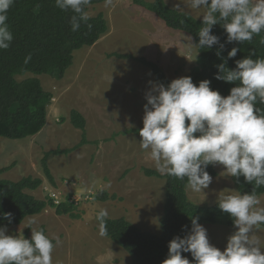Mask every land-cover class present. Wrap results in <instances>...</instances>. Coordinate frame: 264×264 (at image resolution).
<instances>
[{
    "label": "rangeland",
    "instance_id": "obj_1",
    "mask_svg": "<svg viewBox=\"0 0 264 264\" xmlns=\"http://www.w3.org/2000/svg\"><path fill=\"white\" fill-rule=\"evenodd\" d=\"M166 2L202 20L201 13L187 7V0ZM88 13L89 17L104 14L109 31L93 47L76 51L74 63L64 76L57 72L53 76L29 73L16 77L19 82L37 77L44 89L53 94L44 134L27 140L0 137V170L12 166L0 177L12 181L27 176L42 179L43 185L29 193L41 200L53 199L52 194L56 193L58 198L54 199L76 203L80 219L59 216L55 209L48 208L10 227L8 234L31 237L32 228L45 226L48 236H58L62 241L53 253V264H132L123 248L98 235L95 217L101 208H106L111 219L125 218L144 232L161 233L166 180L144 174V168L156 170L155 163L141 150L140 136L126 133L143 127L145 93L149 90V81L156 80L149 69L134 60L110 55L145 57L159 64L174 80L185 77L198 66L199 54L198 49L186 47L190 35L167 28L163 21L136 6L133 0H114L109 7L97 4ZM74 109L87 121L88 144L69 155L49 158L54 186L44 175L41 162L45 152L69 149L81 142L82 131L69 121ZM215 169L217 176L208 189L201 193L187 190L189 200L195 205L211 207L217 204L220 192L237 191L223 167L217 165ZM109 183L111 187H107ZM101 191L115 195L117 200H94ZM259 198L264 206V195ZM196 216L207 229L210 242L223 250L234 227L222 222L209 223L203 214ZM30 218H35L37 223L30 224ZM258 235L264 238V229Z\"/></svg>",
    "mask_w": 264,
    "mask_h": 264
},
{
    "label": "clouds",
    "instance_id": "obj_2",
    "mask_svg": "<svg viewBox=\"0 0 264 264\" xmlns=\"http://www.w3.org/2000/svg\"><path fill=\"white\" fill-rule=\"evenodd\" d=\"M114 0H104V6ZM15 0H0V50H7L14 39L8 24V12ZM64 12H71V31L87 24L86 10L91 0H55ZM187 7L201 13L202 26L198 43L187 37L189 50L212 49L222 62L215 65L214 79L235 85L224 96L213 90L211 80L198 86L190 76L174 79L167 86L149 81L143 107V127L139 130V146L154 161L156 170L164 175L185 181L186 188L204 192L213 182L209 166H222L230 177L254 185L251 193L225 189L220 192L218 209L233 222L234 231L227 237L223 250L209 240L207 229L192 216L191 228L168 243L167 258L162 264H264V206L256 189L264 187V58L256 57L255 49L244 58L228 61L241 51L226 44L243 45L260 36L264 46V0H187ZM220 25L226 41L213 34ZM91 29L92 25H87ZM253 57H256L253 59ZM31 60L27 56L25 63ZM107 187H111L109 183ZM109 211L101 208L96 213L98 235L107 237ZM0 218L11 224V212L0 213ZM36 224L35 218L29 219ZM8 225L0 226V264H53V253L62 244L58 236H48L43 228H32L31 237L10 235ZM190 253V260L185 255Z\"/></svg>",
    "mask_w": 264,
    "mask_h": 264
},
{
    "label": "trees",
    "instance_id": "obj_3",
    "mask_svg": "<svg viewBox=\"0 0 264 264\" xmlns=\"http://www.w3.org/2000/svg\"><path fill=\"white\" fill-rule=\"evenodd\" d=\"M102 3L104 0H91L86 10L89 11L90 7ZM133 3L154 14L165 23L167 28L186 33L194 37V42L198 43L197 35L202 26V20L188 12L173 9L166 0L152 2L133 0ZM71 15V12L61 11L56 6L55 0H15L10 8L8 24L14 39L7 50H0V137L24 140L36 136L47 125L53 94L44 89L41 80L37 77L19 82L16 79L17 76H25L29 73L35 76H53L57 72L64 76L74 63V53L82 48L93 47L109 31L107 19L100 13L90 17L87 24L82 23L80 29L73 32L69 23ZM88 24L92 25L91 29L88 28ZM213 34L221 38V43L226 41V34L220 25L214 26ZM260 38L256 36L251 43L245 42L243 45L226 44L227 50L223 52L224 57H227V51H230L232 47L241 49L234 59L228 61V67L234 68L235 60L244 58L252 49H255L256 57L264 58V46L259 44ZM217 48L218 46L211 50L198 49L199 64L185 77L190 76L197 86L202 80H211L212 89L219 90L222 95L227 96L230 88L235 85L214 79L217 73L215 65L222 62L215 54ZM29 55L31 60L25 63ZM110 56L122 60H134L149 69L158 83L167 86L172 81L159 64L145 57L118 53ZM69 121L74 128L82 131L81 142L69 149L47 151L41 162L44 175L54 186L56 183L49 168V158L55 155H69L88 144L87 121L84 116L74 109L70 112ZM126 133L139 135V129H130ZM11 168L12 166L2 168L0 175ZM143 171L147 177L166 180V200L161 220V233L157 235L144 232L125 218L108 217L107 219V238L129 254L132 264H162V261L167 258L168 243L175 236L185 234L182 231L183 226L187 225L189 229L191 228L192 216L203 214L209 223L222 222L233 227L230 217L223 214L217 204L211 207H200L189 200L186 179L181 181L148 168H144ZM207 171L213 178L217 176L215 166H209ZM232 179L237 191L252 192L254 185L246 184L243 177L239 181L234 177ZM42 185V179L32 176L23 177L18 181L0 177V213L13 214L11 224L0 218V226L7 224L10 228L20 225L27 217L40 215L48 208L55 209L59 216L80 219V215L76 213L75 203L62 202L55 205L53 199L41 200L29 193V191L38 190ZM256 192L258 197L264 195V187L256 189ZM94 200L106 202L117 200V197L101 191L94 196ZM40 228H43L48 235L45 226ZM26 238L30 239L28 236ZM183 255L192 259L190 253Z\"/></svg>",
    "mask_w": 264,
    "mask_h": 264
},
{
    "label": "built area",
    "instance_id": "obj_4",
    "mask_svg": "<svg viewBox=\"0 0 264 264\" xmlns=\"http://www.w3.org/2000/svg\"><path fill=\"white\" fill-rule=\"evenodd\" d=\"M52 198L54 200L55 205H59L60 203H62V201L58 200V199H54V198H58V195L56 193L52 194ZM70 203H74V202H70ZM76 204V203H75Z\"/></svg>",
    "mask_w": 264,
    "mask_h": 264
},
{
    "label": "crops",
    "instance_id": "obj_5",
    "mask_svg": "<svg viewBox=\"0 0 264 264\" xmlns=\"http://www.w3.org/2000/svg\"><path fill=\"white\" fill-rule=\"evenodd\" d=\"M167 1V0H166ZM168 3V2H167ZM169 5V4H168ZM170 6V5H169ZM173 9H175V8H173ZM48 116H49V112H48ZM47 123H48V121H47ZM46 131V129L44 128L39 134H37L36 136H42L43 134H44V132ZM36 136H33V137H36ZM29 138H31V137H29ZM29 138H27V139H29ZM26 139V140H27ZM25 140V139H24Z\"/></svg>",
    "mask_w": 264,
    "mask_h": 264
}]
</instances>
